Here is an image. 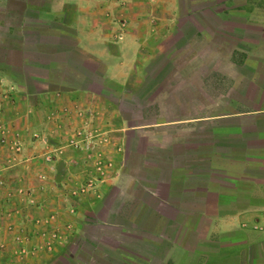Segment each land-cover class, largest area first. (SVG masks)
Listing matches in <instances>:
<instances>
[{"label": "crops", "instance_id": "crops-1", "mask_svg": "<svg viewBox=\"0 0 264 264\" xmlns=\"http://www.w3.org/2000/svg\"><path fill=\"white\" fill-rule=\"evenodd\" d=\"M215 2L204 31L194 28L208 41L189 48L199 63L171 66L163 82L174 90L158 93L155 120L141 108L136 123L88 85L89 64L124 93L147 87L143 48L183 23L181 0H0V29L11 23L0 33V83L17 87L0 114L23 143L9 164L0 144V217L8 193L19 208L0 219V264H264V0ZM88 121L122 149L100 193L75 201L68 190L86 176L85 156L65 138ZM29 196L38 205L26 207ZM49 213L73 226L54 252L18 233Z\"/></svg>", "mask_w": 264, "mask_h": 264}, {"label": "built area", "instance_id": "built-area-1", "mask_svg": "<svg viewBox=\"0 0 264 264\" xmlns=\"http://www.w3.org/2000/svg\"><path fill=\"white\" fill-rule=\"evenodd\" d=\"M0 84L1 113L6 108L4 103H11V101L14 100L17 87L13 84L6 83L4 80H2ZM1 118L0 114V144L10 149V156L6 159V163L9 164V160L15 158L16 155L22 152L23 143L19 137L14 136L11 138L10 131L6 128ZM94 123L88 121L79 126L75 125L70 129L68 128V134L65 138L66 145L78 149L85 156L83 161L86 165V176L78 185H74L68 190L69 197L75 201L94 196L98 193L100 183L108 181L111 177V171L116 161V153L120 152L122 149L121 144L108 126L96 125V123ZM56 152H62V148L57 147ZM53 156V153L49 152L45 155L44 160L49 162L53 159ZM3 184L2 170L0 167V187ZM19 192L22 193L25 191L19 186ZM29 198V203L26 207L38 205L30 196ZM13 199V194H6L4 197L5 204L8 203L15 206ZM2 202L3 198L0 194V208H2ZM18 209H10L8 214L11 215L12 212H16ZM76 212L77 209L75 205L69 207V213L75 214ZM56 217L57 215L55 213L46 214L44 217H37L34 219L36 230L25 233L20 227V229L18 228V233L22 235L24 242L29 240L32 241L33 238H35L37 249L54 252L57 246L66 240V237L73 232L72 224L61 225L56 221ZM21 252L22 254H26L27 251L22 249Z\"/></svg>", "mask_w": 264, "mask_h": 264}, {"label": "rangeland", "instance_id": "rangeland-1", "mask_svg": "<svg viewBox=\"0 0 264 264\" xmlns=\"http://www.w3.org/2000/svg\"><path fill=\"white\" fill-rule=\"evenodd\" d=\"M184 1L189 4V6L192 4V0H181V2L184 5ZM182 12V10H181ZM183 13L181 14V16ZM204 21V20H203ZM188 21L184 20L182 24L179 25V28L175 32H173L171 35H169L165 39H158V38H153L152 40H149L144 46V60L143 63H148L149 65V75L150 78L151 76L153 77V80L149 79L148 86H143V88L137 90L135 94H131L132 92H123L124 90L120 89L121 87L118 86L117 84H114L113 82L106 83L103 80V73L99 71V66L97 64H91L90 66L94 67L97 70V74L93 77L94 79V85L97 86V88H100L99 90H103L104 94H102V97L106 100H109L111 102V107L117 108L120 112H122V116H125L129 119L130 117L132 119H129L130 122H136L139 123L141 122L140 118V110L141 108L144 109L145 111H148L146 113L147 117L144 119L145 121H151L155 120V117L157 116L158 113V96L161 92L167 94V91L174 90L173 87H171V84H165L163 80L169 77L171 72L169 69H171V66L175 65H186L189 64L190 62H198L197 60H194L195 58L191 56L190 49L189 48H201L205 46V43H208V41H205L204 36L202 35H196L194 28H190L188 25ZM8 26H11V23H3L0 33L2 35L10 33L11 30L7 28ZM33 25H27V29L32 30ZM26 29V32H27ZM28 32V33H29ZM50 34H48L49 36ZM49 39V38H48ZM235 39H233L234 41ZM212 43H214L216 47L220 46L221 47V40H218L216 38L211 40ZM232 41V42H233ZM231 42V43H232ZM47 43V41H46ZM45 43L44 48L46 50H51L52 45H47ZM210 44V43H209ZM73 57L77 58L76 55H72ZM67 56L62 53L58 54L56 58L64 59ZM13 60L16 59L15 56L11 57ZM0 59H5L3 54H0ZM12 60V61H13ZM199 63V62H198ZM101 65V64H100ZM157 65L164 66L165 71L157 73ZM154 66V67H153ZM163 68V67H162ZM167 68V69H166ZM66 74L68 77H71L73 79H81L82 77L78 76L77 74L73 72H67ZM160 76L159 79L156 76ZM155 77V78H154ZM92 78V77H91ZM157 78V79H156ZM159 93V94H158ZM165 108L169 107L172 108V104H165L162 105ZM180 107H186L184 105H181ZM140 145V137H134L133 138V146H139ZM100 188L98 187V192L100 193ZM119 200H116L114 203V207L119 206L118 202ZM113 203V202H112ZM3 205V204H2ZM112 205V204H111ZM12 206L9 207H3V211L5 210V215H8V211L10 210ZM117 209V208H116ZM7 212V213H6ZM2 213V214H3ZM1 214V218H3V215ZM6 215V216H7ZM8 218H6L7 220ZM85 251V248L81 246L79 251L77 252L78 257L83 256ZM68 262L65 263H60V264H76L73 259L68 258ZM72 261V262H71ZM59 264V263H58Z\"/></svg>", "mask_w": 264, "mask_h": 264}, {"label": "trees", "instance_id": "trees-1", "mask_svg": "<svg viewBox=\"0 0 264 264\" xmlns=\"http://www.w3.org/2000/svg\"><path fill=\"white\" fill-rule=\"evenodd\" d=\"M192 4L189 6V4H187L186 1H184V5L183 3H181L180 7H181V10H182V13H183V19L190 22L188 23L187 27L189 26L190 28H197L198 30L200 31H204V17L211 11V2L212 0H192L191 1ZM221 0H217V2L215 3H220ZM46 36H48L46 34ZM48 38V37H47ZM40 58V57H39ZM46 59L48 58H44L43 57V62L46 61ZM94 74L92 76V78L89 80V83L88 85L91 86V88H93L94 90H97L100 94H104V91L103 90H99L100 88H97L96 85H94V79L93 78L97 73L95 71H93ZM75 74H77L76 72H73ZM79 75V74H78ZM73 79V78H71ZM77 82H80L78 81L77 79H73Z\"/></svg>", "mask_w": 264, "mask_h": 264}]
</instances>
